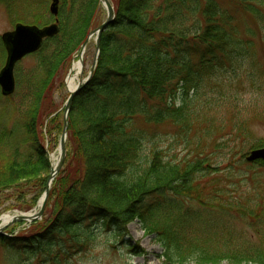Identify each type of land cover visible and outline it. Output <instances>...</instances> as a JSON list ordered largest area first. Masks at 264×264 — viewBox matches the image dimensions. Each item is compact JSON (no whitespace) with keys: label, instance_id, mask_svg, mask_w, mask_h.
I'll list each match as a JSON object with an SVG mask.
<instances>
[{"label":"trees","instance_id":"obj_1","mask_svg":"<svg viewBox=\"0 0 264 264\" xmlns=\"http://www.w3.org/2000/svg\"><path fill=\"white\" fill-rule=\"evenodd\" d=\"M110 1L115 18L99 37L91 77L70 105L65 157L44 214L19 234H0V246L10 250L9 259L25 255L34 263L68 264L87 246L97 222L123 233L139 219L144 231L156 234L170 263L264 264V183L240 195L233 188L236 196L227 198L213 166L221 162L209 157L226 147L227 167L264 168L262 160H245L264 146L250 143L251 126L264 123V79L250 82L257 96L248 100L240 96L239 83L229 91L207 87L234 62L257 69L253 49L264 42V0ZM0 2L16 21L24 20L22 8L30 15L46 8L44 0ZM100 11L99 0H59L50 21L57 19L58 34L30 54L31 66L16 65L14 92L0 94V213L34 208L45 190L51 168L45 137L54 149L63 127V111L53 115L52 89L63 87L71 60L99 25ZM4 51L0 40L2 56ZM164 123L185 135L197 150L193 158L173 162L153 145L150 128ZM166 193L215 209L227 229L210 242L200 240L188 226V213L197 210H183L174 200L148 204ZM232 214L248 218L252 236L227 224L225 215Z\"/></svg>","mask_w":264,"mask_h":264},{"label":"rangeland","instance_id":"obj_2","mask_svg":"<svg viewBox=\"0 0 264 264\" xmlns=\"http://www.w3.org/2000/svg\"><path fill=\"white\" fill-rule=\"evenodd\" d=\"M46 2V8L42 12L36 10L33 11V14H28L23 8L21 9L20 16L24 20L16 21L17 16L10 14L5 7L4 2H0V35L6 31L13 29L15 23L21 22L26 24H36L38 26H43L51 23V14L49 12L50 0H44ZM101 11L97 13L96 23H100L105 19L106 11L104 6L100 3ZM38 12V13H36ZM36 13V14H34ZM245 24H252L249 17H242ZM254 61L257 64V69L251 70L247 64V61H243L242 65L232 63V67H227L222 69L219 76H214L213 79L209 81L208 90L214 86H219L223 88L224 91H229L231 86L239 83L242 85V89L239 90L240 96L244 97L245 100L256 97V94H253L254 90L249 89L251 81H256L259 79V76H263L264 79V42L258 40L254 47ZM5 51L2 56L0 52V68L3 66L5 61ZM95 57V39L92 36L85 47L83 52V70L82 73H79L76 79V82L84 80L90 73V69L93 64ZM78 57L75 55L74 59L71 60L67 73L63 80V87L58 88L54 87L52 89L53 98L57 104V112H62L65 109V103L69 96L68 89L66 87V77L72 65V62ZM33 64V57L30 55L25 56L21 61L16 65L18 68H26ZM15 66V67H17ZM16 68H14L15 71ZM218 88V89H219ZM1 94V93H0ZM4 102H6L4 100ZM63 109V110H62ZM52 115V116H53ZM51 116V117H52ZM3 123H6L4 120ZM46 122L42 127L43 132L46 128ZM253 133L250 138V143L262 142L264 144V123L256 122L251 126ZM153 133V145L158 149L163 151V154L167 156L166 158L173 162H178L182 160H188L195 156L197 150L193 145H188L184 134H176L177 128L174 127L171 123H164L159 125H153L151 128ZM192 135V133H191ZM48 139L45 137L44 145L46 155L49 157L52 163L56 162L58 159V145L52 149L48 145ZM192 142V141H191ZM190 142V143H191ZM210 146V144H209ZM211 147V146H210ZM210 150L206 149L205 153H208ZM227 152L226 147H222V151L219 152L220 155L215 153H210L212 162H221L220 164L214 165L218 169V173H213L210 175L211 179H214L215 174L220 177L221 185H224L226 197L236 196L234 194L233 188L237 189V192L240 194H246L251 189L255 188L256 183H264V168H258L251 165H234V168L228 166V161L225 160V154ZM225 153V154H224ZM222 156L224 157L222 160ZM248 163V162H247ZM208 192L211 193V189H214L215 182L212 181L207 184ZM263 187V186H262ZM167 200H174L175 203H178L182 206L183 210H197L189 212L188 214V226L192 228L195 235L199 237L200 240H206L210 242L214 235L225 231L228 226H226L225 218L216 212L215 209L208 210V208L200 206L198 202L190 199H185L181 197H174L171 194L166 193L164 197H158L148 200V204H160ZM9 202L5 203L3 207L8 206ZM35 206L33 209H37ZM30 209L28 211H31ZM207 210V211H206ZM21 211L17 209H7L3 210L0 213V217L3 214L13 215L16 212H28ZM227 224L233 225L234 229L238 232L243 233L244 235L252 236V230L247 227L248 218H241L232 214L231 217L225 215ZM247 219V220H246ZM15 223L4 230L8 232L9 229L13 231L22 232V229H28V225L23 223ZM24 227V228H23ZM18 232V233H19ZM9 252L6 248L0 246V264H44L38 263L30 260L28 261V256L20 255L18 258L9 259ZM163 248L160 242L156 239L155 233H149L142 229V225L139 219H135L130 222L126 230L123 233H117L113 226H105L102 222H97L94 226L92 238L89 240L87 246L81 251L73 254L68 259V264H180V263H170L166 261L162 256ZM182 264H196L192 260H188ZM217 264H234L232 261L224 260L218 262Z\"/></svg>","mask_w":264,"mask_h":264},{"label":"water","instance_id":"obj_3","mask_svg":"<svg viewBox=\"0 0 264 264\" xmlns=\"http://www.w3.org/2000/svg\"><path fill=\"white\" fill-rule=\"evenodd\" d=\"M103 4L106 17L96 28L90 31L87 39L82 43L79 49V60L81 63L79 73H82L83 70V61L82 53L86 47V44L89 38L95 35V57L93 60L90 73L84 80H81L75 90L69 93L67 101L65 103L64 111V123L63 130L59 141V158L55 166V169L51 168V173L47 180L45 191L40 199L39 209L30 213H15L12 215L11 219L0 227V233L3 234V231L8 226L18 222H32L34 220L40 219L44 214L46 200L49 194V189L53 178L56 176L57 172L61 168L65 156V138H66V128H67V116L70 105L72 103L74 95L80 90L81 86L85 85L90 75L92 74L99 53V37L102 31L107 28L114 20L115 11L114 7L109 0H100ZM59 10V0H50L49 12L52 16H57ZM59 32V26L57 20L46 24L43 26H38L36 24H26L17 22L10 31H6L0 35L2 45L5 50V61L3 66L0 68V93L3 96L11 95L15 90V77H14V68L16 64L21 61L25 56L30 55L38 51L43 41L47 38H51L57 35ZM245 160L248 162H253L256 160L264 161V146L252 149L248 152L245 157Z\"/></svg>","mask_w":264,"mask_h":264},{"label":"bare ground","instance_id":"obj_4","mask_svg":"<svg viewBox=\"0 0 264 264\" xmlns=\"http://www.w3.org/2000/svg\"><path fill=\"white\" fill-rule=\"evenodd\" d=\"M80 67H81V63H80L79 58H77L76 60H74L72 62L69 73H68L66 80H65L66 87H67L69 93L73 92L81 81L80 80V81L76 82L77 76H78L79 71H80ZM55 164L56 163L54 162L53 163V169H55ZM37 209H35L33 211H37ZM11 217H12V215H10V214H6V213L3 214L0 217V227H2L5 223H7L11 219Z\"/></svg>","mask_w":264,"mask_h":264}]
</instances>
